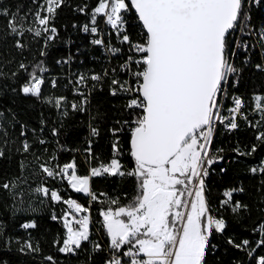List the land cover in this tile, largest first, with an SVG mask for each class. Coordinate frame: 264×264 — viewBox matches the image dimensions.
Segmentation results:
<instances>
[{"label":"trees","instance_id":"1","mask_svg":"<svg viewBox=\"0 0 264 264\" xmlns=\"http://www.w3.org/2000/svg\"><path fill=\"white\" fill-rule=\"evenodd\" d=\"M41 5L46 8V0H0V10L27 14L33 27L31 22ZM97 6L98 0H64L49 22V27L56 28L53 39H47L50 32H42L39 37L27 31L23 36L12 34L8 17L0 15V150L4 152L0 157V264H53L46 259L49 256L56 264H105L110 238L103 230L100 212L109 207L112 199L119 201L111 205L115 210L138 194L135 177L104 174L90 179L91 190L99 198L91 201L75 192L59 175L60 166L72 161L78 175H90L92 167L113 158V144L117 142L121 155L116 158L124 166L122 170L134 168L130 137L135 111L126 107L124 95H112L110 91L112 77L119 75L123 80L119 65L124 56L109 62L80 27ZM81 9H86V13L82 14ZM41 15L45 12L41 11ZM125 20L131 40L143 41L144 30L134 12L130 11ZM251 27L256 38H247L240 45L234 57L239 71L230 80L223 102V115L229 116L233 97L243 101L241 116L236 117L238 127L226 128L228 120L218 126L210 153L215 155L216 163L209 167L205 178L210 211L226 222L223 233L214 232L210 241L214 250L206 253L207 264H256L259 256L264 255V247H256L260 238L257 229L264 224V172L260 171L264 168V138L257 139L264 133V119L254 100L256 96L264 98V39H260L264 33V0L252 10ZM17 41L24 47H17ZM21 63L25 68L20 67ZM41 63L47 68L44 73L36 69ZM34 69L45 79L40 97L21 91ZM80 75L86 79L93 75L101 77L94 83L89 79L92 96L84 111L72 108L78 97L74 96L68 78L75 81ZM57 98H63L59 107L55 104ZM93 128L98 134L90 135ZM22 131L25 135H21ZM25 140L30 145L27 152L23 150ZM41 164H47L57 176L48 177ZM253 168L257 169L255 173ZM5 183L10 185L8 189L3 187ZM39 187L55 190L63 199L72 198L90 207L94 226H90L89 241L82 242L75 254L59 250L66 229L61 219H52L53 214L62 217L67 205L37 192ZM241 188L243 191L233 192L232 203L241 205L238 211L234 212L231 205L221 206L225 191ZM32 222L35 228L22 227ZM229 238L235 243L245 239L250 243L238 249L227 243ZM25 242L38 251L25 248ZM96 244L101 246L100 251L95 250ZM251 249L255 250L249 256Z\"/></svg>","mask_w":264,"mask_h":264},{"label":"snow or ice","instance_id":"2","mask_svg":"<svg viewBox=\"0 0 264 264\" xmlns=\"http://www.w3.org/2000/svg\"><path fill=\"white\" fill-rule=\"evenodd\" d=\"M253 2L260 3V0ZM63 3L64 0H46L47 7L41 5L34 14L31 23L35 27L30 26L27 14L20 16L0 10V15L8 17L12 34L23 36L27 31L39 37L42 32L56 33V28L49 27V22ZM244 5L245 0H98L92 13L93 27L84 26L85 32L96 33V17L104 16L106 23L119 35L126 31L125 16L134 10L144 30L143 43H132L127 34L121 37L122 42L132 43V49L142 54L134 61L137 69L131 71L135 84L114 79L112 84L118 88L111 91L112 95L118 91L131 93L132 98L126 107L139 110L134 113L130 137L134 168L122 170L124 166L116 158L121 155L117 142L113 144V158L106 164L92 167L90 175H78L75 161L60 166L59 171L75 192L87 195L91 201L99 199L91 190V177L127 174L138 181V194L131 202L114 210L111 205L119 204V201L112 199L109 207L100 212L110 237L111 258L105 264H125L123 257L129 258L127 264H207L205 257L214 247L210 244L214 232L225 231V220L214 217L210 211L205 196V178L209 175L207 169L216 163L215 155H209L215 122L228 120L225 127L236 129V116L243 106L240 98L233 97L234 106L228 110L230 117L220 115L221 97L227 95L224 85L230 74L239 71L230 62L235 53L229 51L228 41L232 30L240 27V20L247 19ZM41 11L47 15L42 16ZM53 38L51 35L47 37ZM93 43L101 45L104 41L96 39ZM17 47L23 48L24 45L17 41ZM20 67L25 68V65L21 63ZM36 69L40 73L47 71L42 63ZM36 69L22 86L24 95L41 96L45 79L37 74ZM91 78L101 79L97 75ZM80 79L82 82L84 78ZM262 99L254 97L255 108L264 119ZM62 100H55L57 107ZM72 107L75 110L77 105ZM92 133L98 134L97 129L93 128ZM21 135L25 133L22 131ZM262 138L264 133L257 137ZM29 149L25 140L23 150L27 152ZM255 150L253 147L252 151ZM88 151L91 154L90 148ZM2 156L4 152L0 150ZM40 167L48 177L55 178L58 174L47 164ZM256 171V168L252 169V172ZM260 171L264 172V168ZM3 187L8 189L10 185L5 183ZM36 191L45 197L50 196L55 203L67 205L62 217L53 214L52 219H61L66 229V238L59 250L75 254L82 242L89 241L90 207L72 198L63 199L57 191L47 187H39ZM234 191L243 189L225 191L221 206L231 205L235 212L241 205L232 203ZM22 227L32 229L36 224L24 223ZM257 231L260 238L256 247L262 248L264 224L259 225ZM227 243L243 249L250 242L245 239L235 243L229 238ZM125 246H128L126 250ZM24 247L38 251L30 242H25ZM94 248L101 250L99 244ZM254 250H249L248 255L252 256ZM46 259L56 264L52 257ZM256 264H264V255L259 256Z\"/></svg>","mask_w":264,"mask_h":264},{"label":"built area","instance_id":"3","mask_svg":"<svg viewBox=\"0 0 264 264\" xmlns=\"http://www.w3.org/2000/svg\"><path fill=\"white\" fill-rule=\"evenodd\" d=\"M258 5H259V3H254L253 0H245V5H244L243 12H244V17H246L247 19L242 18L240 20V22H239L240 23V27H237L236 29H234L232 31L231 36L229 37V41H228L229 42V45H230L229 51L230 52H234L235 55H236V53H237L240 45L243 44L242 42L245 39H247V38L249 39V38H251L253 36H254V38H256V34H255L253 28L251 27V14H252L253 8L256 7V6H258ZM46 7H47V4H46ZM85 10L86 9H83V11H81V13L82 14L86 13ZM92 13L93 12L87 14L86 15L87 17H86V20H85L86 22H83L80 25V27L83 28V30H82L83 33L89 35L90 40H91L92 43L96 39H101V40L104 41V43L101 44V45H97L95 43H93V44L100 48L103 56L109 62L112 61L114 58H117L118 56L120 57V55H122V57L124 56L122 58V60H121L120 65H119V73L122 74V76H123V80L121 82L128 81L129 85L135 84V79L131 75V71H134V70L137 69V65L134 63V61L135 60H138L141 57L142 54L137 53V52L134 51V49H132V43H143L144 40L143 41H142V39L140 41L139 40L138 41L137 40L136 41L131 40V37L128 34V25H127V23L125 25L126 31L125 32H120V34L117 35V30L112 29L111 26L106 23V17L99 16V15L96 17V21L97 22H96V25H95V27H97V32L96 33H92L91 31L85 32L84 31V26L85 25H87L89 27V29L91 27H93V25L91 24ZM45 15H47V14L45 13ZM124 34H127L129 36L130 41L132 43H124V42H122L121 37ZM141 34H143V33L141 32ZM261 34H264V33H261ZM261 34H260V39H261ZM50 35L53 36V33H50L48 36H50ZM143 39H144V37H143ZM261 40H263V39H261ZM113 49H119V51L114 52ZM235 55H232L230 57V62L232 63L233 66H234V57H235ZM71 59L72 58L70 57L67 60V64L68 65L70 64L69 61ZM125 66H127V67H125ZM235 74L236 73L230 74V76L228 78V83L226 85H224V87L226 88V90L228 88V85H229L230 80L232 79V77ZM81 77L84 78L82 82H81V79H80ZM68 78H69L70 83H71V85L73 87L72 89H73L74 96L78 97V102H75L74 104L77 105V107H76L77 109H81L82 111H84L85 108L87 107V105H89L90 99H91V96H92L91 88L88 85L89 79L93 83L95 81H97V80H93L92 78H89V79L87 78L86 79L82 75L78 76L75 81L74 80H71L70 77H68ZM114 79L120 81L119 75L112 77V79H111V90L110 91H112L113 88H118L117 85H113L112 84V81ZM117 94L124 95L125 101H126V105L128 104V102L132 98V94L131 93H126V92H123V91H118ZM224 98H225V96L221 97V100H220V103H221L220 115L221 116H224L223 115V102H224ZM233 106H234V104H233ZM128 109L129 110H133V109H130V108H128ZM133 111H139V110H133ZM230 115L231 114H229V117H230ZM237 116H239V117L241 116V109H240V114H238ZM226 121L227 120H225L223 123H221L219 121H216L215 122L212 142H213V139L215 137V134H216V131H217L218 126L224 124ZM90 135H93V133L91 132ZM211 147H212V144H211ZM210 153H209V155H210ZM63 179L67 183L66 178H63ZM90 226H94L92 216L90 217ZM127 247L128 246H125V249L124 250H126ZM212 249L214 250V247ZM106 253H107V255H108L109 259H110L111 258L110 245H108L106 247ZM122 259L125 262V264H127L129 258L128 257H123Z\"/></svg>","mask_w":264,"mask_h":264},{"label":"rangeland","instance_id":"4","mask_svg":"<svg viewBox=\"0 0 264 264\" xmlns=\"http://www.w3.org/2000/svg\"><path fill=\"white\" fill-rule=\"evenodd\" d=\"M81 194H83V193H81ZM83 195H85V194H83ZM85 196H87V195H85ZM102 225H103V218H102ZM103 230H105L104 225H103Z\"/></svg>","mask_w":264,"mask_h":264},{"label":"water","instance_id":"5","mask_svg":"<svg viewBox=\"0 0 264 264\" xmlns=\"http://www.w3.org/2000/svg\"><path fill=\"white\" fill-rule=\"evenodd\" d=\"M133 12H134V14L136 15V17H137V14L135 13V11L134 10H132ZM233 31V30H232Z\"/></svg>","mask_w":264,"mask_h":264},{"label":"crops","instance_id":"6","mask_svg":"<svg viewBox=\"0 0 264 264\" xmlns=\"http://www.w3.org/2000/svg\"><path fill=\"white\" fill-rule=\"evenodd\" d=\"M105 231H106V229H105ZM110 238V237H109Z\"/></svg>","mask_w":264,"mask_h":264}]
</instances>
